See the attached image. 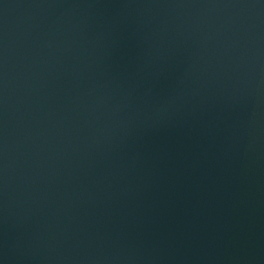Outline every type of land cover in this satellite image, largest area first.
<instances>
[{
    "label": "water",
    "instance_id": "95a60500",
    "mask_svg": "<svg viewBox=\"0 0 264 264\" xmlns=\"http://www.w3.org/2000/svg\"><path fill=\"white\" fill-rule=\"evenodd\" d=\"M0 264H264V0H0Z\"/></svg>",
    "mask_w": 264,
    "mask_h": 264
}]
</instances>
